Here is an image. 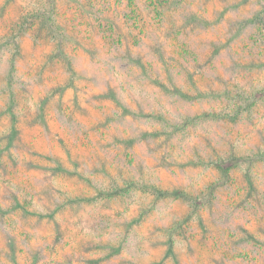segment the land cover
Listing matches in <instances>:
<instances>
[{"label": "rangeland", "instance_id": "rangeland-1", "mask_svg": "<svg viewBox=\"0 0 264 264\" xmlns=\"http://www.w3.org/2000/svg\"><path fill=\"white\" fill-rule=\"evenodd\" d=\"M144 2L0 0V264H264V0Z\"/></svg>", "mask_w": 264, "mask_h": 264}, {"label": "trees", "instance_id": "trees-1", "mask_svg": "<svg viewBox=\"0 0 264 264\" xmlns=\"http://www.w3.org/2000/svg\"><path fill=\"white\" fill-rule=\"evenodd\" d=\"M180 0H145V2L143 3V7L147 9V12L149 14L152 15V18L157 22V26L159 28H161V25H160V22H161V18H163V14H164V10L166 9H175L178 2ZM50 4V8L48 12H45L44 10L41 11V10H38V11H35L31 14V16H34V17H40L41 18V26H46L48 27V33L46 32V34H51V38L52 39H55L56 37L59 39L61 38V34L57 31L58 30V27L56 26L55 22L53 21V17H52V12H53V5H54V2H51L49 3ZM135 12V11H134ZM175 13V11H174ZM142 14V13H141ZM140 14V15H141ZM134 15V14H133ZM139 15V16H140ZM138 17V16H137ZM141 20L143 19L140 18ZM107 22H112V20L109 18L106 19ZM199 19L197 18V15L196 14H193L191 16H185L184 19L181 21L183 22L185 25H181V26H189L191 24H193L195 21H198ZM175 22H173V26H175ZM184 27V28H185ZM168 34H172L170 32V30H167ZM58 44H57V49L64 55L65 59L67 60L68 62V58L65 56L64 54V48L63 46H61V43L59 40H57ZM160 52V51H159ZM114 57L118 58L119 55H114ZM124 60L127 61L128 64H131V65H134L136 66L139 70H140V74H142V76L144 78H150V80L161 90H163L166 94H171V95H177V97L179 98H182V99H186L188 101H194L196 100L198 97H201L203 96L204 94H208V93H204V92H201V91H196L195 93H189L187 91H183L182 88L178 85H176L173 81V76H172V73L169 71L170 68H168V64L166 65V62H164V59L161 58V62H163V67L165 68V77L164 79H160L158 76H152L151 73H150V70L148 69L144 59L141 57V56H132L131 54H129V51L128 53L125 54L124 56ZM188 76H191L189 73L187 74ZM191 78V77H190ZM163 80V81H162ZM190 80H194V79H190ZM12 85V82L9 81L8 82V108L9 110H12V106L14 104V100H15V90L11 87ZM194 90H197V86L195 85L194 86ZM224 92L226 94L229 93V91H226L224 90ZM254 93H252L253 95ZM230 98V97H228ZM241 112V110H239V107H237V109L234 110V114L233 116H238L239 113ZM138 113L134 112L132 113V116H137ZM156 116V115H155ZM212 116V119L213 118H217V117H220L218 113H209V112H203L202 114L200 115H193V116H189V115H185V123L189 122V121H193L195 120L197 117L198 118H203V117H210ZM226 116V115H225ZM156 117H159V114L158 116ZM161 117V116H160ZM236 120V119H235ZM163 121L165 122V124H168L167 120L163 119ZM191 121V122H192ZM174 127L173 128H176L175 126L176 125H173ZM15 134V131H12L11 134H10V137L12 138L13 135ZM134 140H136V137H132L130 138L129 141L133 142ZM236 163H230L229 165L226 164L224 165L223 163H220V162H216V168L220 171V174L222 177L224 178H228L229 175H230V168H233L235 166ZM58 166H60L61 168V164H57ZM131 183H133L132 181H127L125 182V185L124 187L119 185L117 182L115 181H112L111 184H110V189H107V190H103V192L106 194V196L110 197L116 193H122V192H125L128 190L129 186L131 185ZM104 193H100V194H104ZM157 193V192H156ZM179 194H176L175 196H178ZM19 203V201L15 200V203L13 204V206H17ZM1 210V208H0Z\"/></svg>", "mask_w": 264, "mask_h": 264}]
</instances>
